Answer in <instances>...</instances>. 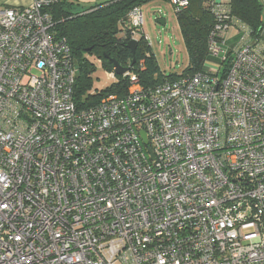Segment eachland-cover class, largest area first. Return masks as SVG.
I'll return each instance as SVG.
<instances>
[{
    "label": "built area",
    "instance_id": "1",
    "mask_svg": "<svg viewBox=\"0 0 264 264\" xmlns=\"http://www.w3.org/2000/svg\"><path fill=\"white\" fill-rule=\"evenodd\" d=\"M65 1L0 6V264H264L262 42L212 0L203 70L82 107Z\"/></svg>",
    "mask_w": 264,
    "mask_h": 264
},
{
    "label": "trees",
    "instance_id": "2",
    "mask_svg": "<svg viewBox=\"0 0 264 264\" xmlns=\"http://www.w3.org/2000/svg\"><path fill=\"white\" fill-rule=\"evenodd\" d=\"M153 0H105L91 5H84L80 0H68L54 4L48 9L55 21L54 30L59 37H66L71 45L78 74L74 96L79 106H91L103 96L116 94L123 96L128 91L127 75H116L118 80L110 86L91 91L93 73L96 65L90 56L96 55L109 72L114 70L111 58L131 71L139 72L145 86L154 85L165 77L176 78L180 75L194 74L204 69L209 59L208 39L215 19L209 5L212 0H189V5L176 12L184 41L189 52V64L181 74L165 75L159 68L158 61L151 51V46L139 39L135 55L128 43L132 38L131 30L126 26L129 12L137 5ZM233 14L247 23L250 36L258 40L264 28L263 0H230ZM105 55H109L106 58ZM136 62L132 65L133 58ZM144 60V70L138 64ZM226 64L225 69H227Z\"/></svg>",
    "mask_w": 264,
    "mask_h": 264
},
{
    "label": "rangeland",
    "instance_id": "3",
    "mask_svg": "<svg viewBox=\"0 0 264 264\" xmlns=\"http://www.w3.org/2000/svg\"><path fill=\"white\" fill-rule=\"evenodd\" d=\"M84 5H91L105 0H80ZM142 7L144 13L143 29L151 40V51L155 55L160 70L165 75L181 74L189 64V52L179 26L176 10L169 0H153L146 2ZM157 18L166 20V25L156 22ZM141 39V36H137ZM90 59L95 63L96 69L93 73V86L91 91L104 89L118 77L109 75V71L96 55Z\"/></svg>",
    "mask_w": 264,
    "mask_h": 264
},
{
    "label": "crops",
    "instance_id": "4",
    "mask_svg": "<svg viewBox=\"0 0 264 264\" xmlns=\"http://www.w3.org/2000/svg\"><path fill=\"white\" fill-rule=\"evenodd\" d=\"M33 0H0V6H29L31 5ZM230 39L228 41L229 47L233 48L234 46L238 45L239 43V34L237 32L233 31L231 32ZM260 42H262V45L264 46V28L262 30L261 36L258 39ZM253 41H256L253 39Z\"/></svg>",
    "mask_w": 264,
    "mask_h": 264
},
{
    "label": "water",
    "instance_id": "5",
    "mask_svg": "<svg viewBox=\"0 0 264 264\" xmlns=\"http://www.w3.org/2000/svg\"><path fill=\"white\" fill-rule=\"evenodd\" d=\"M157 23H160L162 25H166V20L163 18H157L156 19ZM139 40L138 39H131L128 43V47L131 48L132 53L135 55L136 53V49L138 46ZM106 58H109V55H105ZM112 62H113V66H114V72L116 75H124L125 73H127L131 68L129 66H123L122 64H120L116 59L111 58ZM136 62V58H133L132 61V65H134Z\"/></svg>",
    "mask_w": 264,
    "mask_h": 264
}]
</instances>
